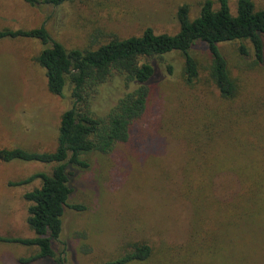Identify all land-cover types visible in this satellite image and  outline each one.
Instances as JSON below:
<instances>
[{"label": "rangeland", "instance_id": "rangeland-1", "mask_svg": "<svg viewBox=\"0 0 264 264\" xmlns=\"http://www.w3.org/2000/svg\"><path fill=\"white\" fill-rule=\"evenodd\" d=\"M203 1L71 0L55 7L0 0V30L43 25L64 49H93L110 36H139L145 28L174 34L176 9L185 4L192 20ZM209 1L216 9V0ZM252 3L254 10L264 8V0ZM227 4L234 15L235 0ZM262 44L260 60L246 40L219 45L235 89L228 100L210 81L203 51L190 52L197 65L190 84L178 53L154 59L158 77L128 142L107 154L83 155L86 168H72L68 203L83 210L66 209L61 218L52 244L60 264H99L140 244L149 247V257L131 264H264V37ZM46 46L0 40V150L52 152L56 146L69 87L62 98L47 92L35 61ZM124 92L114 76L96 88L90 109L101 116ZM51 170L52 165L0 161V238L34 236L22 196L38 188L39 180L11 184ZM245 213L246 221L240 219ZM36 254V247L0 242V264H53L20 261Z\"/></svg>", "mask_w": 264, "mask_h": 264}, {"label": "trees", "instance_id": "trees-1", "mask_svg": "<svg viewBox=\"0 0 264 264\" xmlns=\"http://www.w3.org/2000/svg\"><path fill=\"white\" fill-rule=\"evenodd\" d=\"M68 1L71 0H23L29 6L55 7ZM216 2L217 8L213 9L211 1H203L198 15L192 20L188 19L187 6L180 5L175 12L178 29L174 34H156L145 28L139 36L124 39L110 36L93 49H64L50 40L43 25L29 30H0V40L31 39L43 46L48 45L35 59L43 70L47 92L62 98L63 89L69 87L70 104L59 117L56 146L52 152H30L20 148L0 150L1 162L52 165L50 174L35 173L11 184L19 186L39 180L38 188L22 196L28 203L25 223L34 236L27 239L0 238V242L37 248V254L28 260H20L22 263L42 259L60 264L54 258L52 244L60 234L61 218L66 209L83 210L81 205L68 203L72 192V168H86L81 159L83 155L107 154L115 144L128 142L131 126L144 115L150 86L158 77L154 59L178 53L183 60L184 81L190 84L197 76V65L190 52L193 49L203 51L209 60L208 77L220 98L234 97V85L219 45L246 40L255 58L260 60L264 8L254 10L252 0H235V13L231 15L227 0ZM98 37L91 36L90 44ZM240 50L244 53L242 47ZM166 72H171L170 67ZM114 76L121 80L125 92L105 114L98 116L90 109L93 95L99 85ZM243 216L240 219L246 221L247 213ZM149 254L147 245H135L122 255L99 264L141 263Z\"/></svg>", "mask_w": 264, "mask_h": 264}]
</instances>
